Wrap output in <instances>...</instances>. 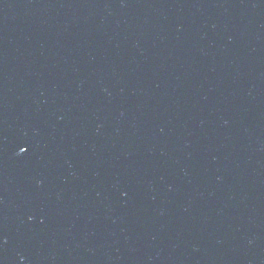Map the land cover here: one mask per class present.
<instances>
[{"label": "water", "instance_id": "water-1", "mask_svg": "<svg viewBox=\"0 0 264 264\" xmlns=\"http://www.w3.org/2000/svg\"><path fill=\"white\" fill-rule=\"evenodd\" d=\"M0 264H264V0H0Z\"/></svg>", "mask_w": 264, "mask_h": 264}, {"label": "snow or ice", "instance_id": "snow-or-ice-1", "mask_svg": "<svg viewBox=\"0 0 264 264\" xmlns=\"http://www.w3.org/2000/svg\"><path fill=\"white\" fill-rule=\"evenodd\" d=\"M21 151H27V149L22 148Z\"/></svg>", "mask_w": 264, "mask_h": 264}]
</instances>
